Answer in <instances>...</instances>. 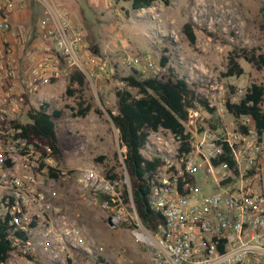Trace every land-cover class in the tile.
<instances>
[{
  "label": "built area",
  "instance_id": "2783aa9c",
  "mask_svg": "<svg viewBox=\"0 0 264 264\" xmlns=\"http://www.w3.org/2000/svg\"><path fill=\"white\" fill-rule=\"evenodd\" d=\"M31 2L41 14L34 38L30 24L18 27L13 21L17 13L30 12ZM82 48L83 35L65 9L47 0H0V221L7 222L8 258L19 253L29 264H128L124 257L78 251L85 242L80 228L59 209L50 210L54 191L46 166L53 167L52 157L21 136L16 125L22 123L15 116L26 100L38 102L42 89L37 87L57 75L59 60L84 70L77 58ZM88 62L97 67L91 76H106L104 64L90 56ZM124 62L142 74L160 69L148 55L127 54ZM211 90L204 99L213 112L190 108L181 132L147 130L141 154L156 161L148 203L161 218L154 230L142 224L131 197L124 202L126 179L108 178L93 166L75 173L78 187L94 203L101 201L113 225L131 223V234L147 250L149 264H264L261 139L251 116L228 111L226 103L237 102L235 96L228 100L224 89Z\"/></svg>",
  "mask_w": 264,
  "mask_h": 264
},
{
  "label": "rangeland",
  "instance_id": "374dc122",
  "mask_svg": "<svg viewBox=\"0 0 264 264\" xmlns=\"http://www.w3.org/2000/svg\"><path fill=\"white\" fill-rule=\"evenodd\" d=\"M47 1L65 9L70 21L81 31L83 48L77 52V58L84 69L59 60L57 75L50 77V83L37 87L42 89L39 101L28 98L15 116L19 122H27L26 111L41 101L47 104L48 112L61 111L59 117L53 118L61 154L52 157L50 165L62 173L57 178L49 177L54 191L48 199L50 210L59 209L69 223L80 228L85 242L78 251L90 249L109 259L124 257L128 264H149L147 250L131 234V223L108 225L110 212L100 200L94 203L88 192L78 187L74 177L80 168L87 166L103 173L114 167V172L124 175L129 184L121 162L125 147L106 110L116 113L115 90L124 85L122 77L137 69L128 66L124 59L127 54L148 55L160 69L155 74L146 72L142 77L185 76L202 98L206 99L211 89H224V99L235 96L237 101L251 83L264 84V64L259 58L264 57V30L259 27L258 16L264 0H170L169 5L155 2L138 10H133L125 0ZM30 7L29 17L35 14L38 19L39 7L33 2ZM18 14L20 20L22 12ZM185 24L191 26L194 41L184 32ZM163 55L168 58L164 67L159 62ZM89 56L104 64L106 76H91L97 67H91ZM245 56L253 61L248 62ZM230 57L242 71L238 76L226 75ZM77 69L84 75V82L70 84L69 75ZM67 88L74 89V93L68 95ZM237 89L240 92L236 93ZM78 101L83 106L91 105L85 116L75 115ZM261 138L264 169V132ZM127 211L132 214L130 207ZM7 264L29 263L18 253L9 257Z\"/></svg>",
  "mask_w": 264,
  "mask_h": 264
},
{
  "label": "trees",
  "instance_id": "16d2710c",
  "mask_svg": "<svg viewBox=\"0 0 264 264\" xmlns=\"http://www.w3.org/2000/svg\"><path fill=\"white\" fill-rule=\"evenodd\" d=\"M129 1L133 10L152 6L155 2H162L169 5L170 0H125ZM259 27L264 30V4L258 9ZM31 36L34 38V28L36 24V16L30 18ZM184 32L188 38L194 41V35L189 24L184 25ZM93 54L96 51L92 52ZM248 62H252L253 58L244 57ZM264 64L263 55L259 56ZM168 58L162 56L160 58V66L164 67ZM229 68L226 75H240L242 71L238 68L233 57L229 58ZM259 67V65H257ZM142 73L138 69H133V73L122 77L124 85L115 90L116 113H112L106 108L110 119L118 130L121 145L125 147L122 155L124 168L127 174L128 186L123 184V200L129 202L131 197L136 213L142 224L149 230H154L156 224L161 221L159 214L151 210L148 203V192L150 188V179L155 170L156 161H147L141 154L147 130H157L164 127L173 132H181L183 129L182 121L187 120L188 110L197 106L207 108L213 112L214 108L209 107L206 100L200 97L185 79L181 77H167L166 79H158L155 75L142 77ZM83 84L84 75L80 70H76L69 75V83ZM66 93L72 95L74 89L67 88ZM102 103V99L100 98ZM229 112L235 116L241 114L251 116L254 126L257 129L260 139L264 132V84L251 83L239 97L237 102L226 103ZM91 105L83 106L82 101L77 102L75 115L85 116L90 110ZM96 112H100L96 109ZM60 110H53L51 113L47 111V104L42 103L38 107H30L26 112L28 122L17 123L21 128V136L28 142L35 144L45 156L56 157L61 154L60 146L55 129L53 118L59 117ZM41 145L50 148L47 153ZM43 163L41 164V166ZM47 173L49 177L57 178L61 175V171L49 165ZM106 177L123 181L125 176L114 172V167L107 169L104 173ZM101 199L106 198L100 196ZM7 222L0 221V261H5L12 249L10 240L6 237Z\"/></svg>",
  "mask_w": 264,
  "mask_h": 264
},
{
  "label": "crops",
  "instance_id": "0c3cea01",
  "mask_svg": "<svg viewBox=\"0 0 264 264\" xmlns=\"http://www.w3.org/2000/svg\"><path fill=\"white\" fill-rule=\"evenodd\" d=\"M21 15V19L20 20H18V18H17V16H19V14L17 13L16 14V17L15 18H13V21H14V24L16 25V26H18V27H20V24H23L25 27H27L28 28V26H29V16H30V12H22V14H20Z\"/></svg>",
  "mask_w": 264,
  "mask_h": 264
},
{
  "label": "water",
  "instance_id": "95a60500",
  "mask_svg": "<svg viewBox=\"0 0 264 264\" xmlns=\"http://www.w3.org/2000/svg\"><path fill=\"white\" fill-rule=\"evenodd\" d=\"M107 223H108V225H110V226H114L112 223H111V217L110 216H108L107 217Z\"/></svg>",
  "mask_w": 264,
  "mask_h": 264
},
{
  "label": "flooded vegetation",
  "instance_id": "af4514ba",
  "mask_svg": "<svg viewBox=\"0 0 264 264\" xmlns=\"http://www.w3.org/2000/svg\"><path fill=\"white\" fill-rule=\"evenodd\" d=\"M31 19L29 18V23H30Z\"/></svg>",
  "mask_w": 264,
  "mask_h": 264
}]
</instances>
